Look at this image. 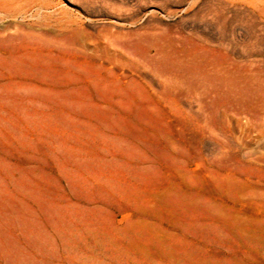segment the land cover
Instances as JSON below:
<instances>
[{"label": "rangeland", "instance_id": "374dc122", "mask_svg": "<svg viewBox=\"0 0 264 264\" xmlns=\"http://www.w3.org/2000/svg\"><path fill=\"white\" fill-rule=\"evenodd\" d=\"M0 264H264V0H0Z\"/></svg>", "mask_w": 264, "mask_h": 264}, {"label": "bare ground", "instance_id": "6f19581e", "mask_svg": "<svg viewBox=\"0 0 264 264\" xmlns=\"http://www.w3.org/2000/svg\"><path fill=\"white\" fill-rule=\"evenodd\" d=\"M126 44V43H125Z\"/></svg>", "mask_w": 264, "mask_h": 264}]
</instances>
